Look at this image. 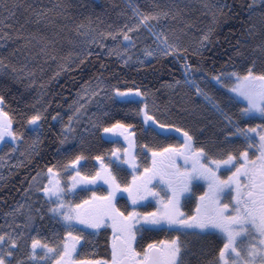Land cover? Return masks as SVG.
Here are the masks:
<instances>
[{"label":"snow or ice","instance_id":"6c2138e0","mask_svg":"<svg viewBox=\"0 0 264 264\" xmlns=\"http://www.w3.org/2000/svg\"><path fill=\"white\" fill-rule=\"evenodd\" d=\"M71 6L60 4L54 8L60 9L56 13L60 15ZM128 6L132 8L134 18L131 25L125 23L114 31L97 34L89 31L81 33L80 27H77L76 31L84 37L82 42L89 48L98 42L107 47L103 41L105 37H110L114 43L119 40L121 44L132 46L135 43L134 34L143 28L154 37L155 48L147 52L148 56L175 54L179 58L184 54L187 57L188 49L180 35L184 29L168 26L177 20L185 21V7L179 0L153 3L151 10L142 8L135 0H128ZM205 6L216 9L212 12L215 22L218 14L224 15L223 8L227 4ZM20 7L38 20L48 19L47 14L54 10L43 6L37 10L24 0H16L11 5L0 0V9L6 13L3 16L4 28H14V24L7 21L16 15L14 9ZM246 12L244 23L247 27L241 32L234 52L236 57L241 58V63L247 65L243 71H237L235 67L231 72L215 74L205 70V75L197 79L196 66L185 58V79H177L169 85L173 88L182 83L189 85L194 93V97L187 98L190 107L194 111L200 109L202 106L195 101L202 99L204 105L221 114L235 132L228 133L224 141H200L196 128L191 125L178 127L176 121L183 118L173 115L167 107L157 106L153 90L115 87L108 98L117 97L123 104L140 105L142 102V107L129 111L140 116L146 127L155 128L162 135L177 128L182 133L183 143L151 146L145 141L139 151L144 153L143 160L150 162L143 163L141 156L137 155L134 124L129 122L131 117L115 118L118 114L115 109L102 114L94 113L96 119L89 121L91 127L77 136L74 125L85 113V106L94 97L106 95L102 74L97 77L94 89L89 82H85L83 89L77 92V99L70 105L74 109L73 114L63 123L61 148L57 151L63 152L64 162L57 160L47 164L36 172L29 185V188L33 184L38 186L37 192L50 204L48 212L66 231L53 232L51 240L42 238L41 226L36 225L31 206L28 205L26 219H19L27 202L18 204L5 213V219L7 221L11 217L22 230L18 231L11 223L0 226V264H191L187 257L195 254L194 250L203 256L198 264H264V0H251L246 5ZM186 23L191 25V21ZM213 30L209 28L201 37L196 55L200 54ZM16 35L23 37V25ZM28 36L54 43L42 34L29 33ZM12 39L10 31H3L0 35V40L5 42ZM30 43L32 40L25 38V44ZM249 48L253 51L249 52ZM123 51L127 52V49ZM116 54L121 53L117 51ZM90 55L92 52L88 50L84 59ZM246 56L247 59H244ZM121 62L127 63V60L121 56ZM4 67L0 58V69ZM213 82L220 86L219 89L210 90L207 85ZM6 106V98L0 94V142L15 144L22 141L24 133L13 127L16 117L5 111ZM233 109L235 115L231 111ZM44 118L43 111L21 115V119L37 128L42 127ZM162 118L173 123H162ZM53 119L61 120V114L56 113ZM242 120L262 122L242 124ZM94 131L110 141H119L123 137L127 147L110 150V163L105 161L104 155H97L95 160L99 166L90 172L82 171L83 165L89 162V157L82 150L85 136ZM70 138L78 139L79 146L73 145L65 151L63 146ZM233 138L243 139L244 143L231 146L227 141ZM39 143L37 137L33 141V151ZM10 151H15V148ZM121 170L130 172V178L119 175ZM222 170L224 174H221ZM69 171L71 176L67 174ZM201 181L206 188L197 193V188L203 186ZM94 188L105 190L103 193L93 190L89 195L79 196L80 192ZM118 199L129 203L119 205ZM193 199L196 200L195 210L189 214L185 205ZM153 201L156 207L151 211L140 210ZM108 225L112 230L110 258L97 257L95 252L82 254L81 249ZM164 229L176 235L162 240L150 238V233ZM189 234L192 239H188ZM213 236L221 238L222 246L197 248L202 245L203 238ZM25 248L26 252L23 251Z\"/></svg>","mask_w":264,"mask_h":264},{"label":"trees","instance_id":"16d2710c","mask_svg":"<svg viewBox=\"0 0 264 264\" xmlns=\"http://www.w3.org/2000/svg\"><path fill=\"white\" fill-rule=\"evenodd\" d=\"M11 5L16 0H5ZM142 8L151 10L153 3H166L168 0H135ZM185 7V21L177 20L168 26L177 29H184L180 33L183 45L188 49V55L181 54L179 58L175 54L168 56H153L150 61L134 60L136 53L142 47L155 45L154 38L146 29H141L134 34L135 43L129 46L127 43L121 44L119 40L113 42L112 38L105 37L103 43L107 47L83 43L84 37L76 31L80 27V32L89 31L92 34L100 32L114 31L116 27L123 26L125 23L131 25L134 22L132 8L126 4V0H24L30 3L37 10L40 7L53 8V12L48 13V19L38 20L35 15L20 7L16 15L7 21L14 24V28L3 27V10L0 9V35L3 31H10L13 35L12 40H0V58L6 67L0 69V94L6 98L5 111L12 113L16 120L13 127L17 131H22L24 136L22 141L15 144L0 142V226L11 223L18 226L11 217L5 219V213L16 208L18 204H25L19 219H26L28 205L31 206L32 214L35 216L36 225L41 226V237L51 240L53 232H63L60 223L48 212L50 204L45 197L37 192V185L32 183V177L37 171L45 168L49 163L57 160L64 162L63 152L57 150L61 148L60 139L63 133V123L68 121V117L73 114V101L77 99V92L89 82L94 89L97 85V77L102 74L103 91L105 96H96L90 104L85 106V113H82L79 123L75 124L77 136L82 135L85 128L91 127L89 121H95V114L111 112L113 109L118 113L115 118L124 119L125 116L131 117L129 122L134 124L136 133L137 155L143 160L144 153L139 151L141 145L147 141L151 146H163L168 143H183L182 133L177 129L168 131L167 134H160L155 128L146 127L141 121L140 116L129 111V109L142 107L135 103L123 104L117 97L111 96L113 88L119 87H140L142 90L151 89L159 108L167 107L173 115L182 117L177 120L178 127L191 125L198 130L197 138L200 141L215 140L224 141L228 133L235 132L234 127L225 118L209 107L204 105L202 99L195 102L202 107L193 110L187 103L188 97H194L189 85L181 84L178 87H169L175 80L183 81L185 73L183 61L187 58L196 66L197 79L207 73L231 72L233 67L237 71H243L247 66L241 63V58L234 55L236 42L240 39L241 32L247 27L244 23L247 20L246 5L251 0H179ZM60 4H70L65 12L60 15L56 13L59 8H54ZM227 4L223 8L224 15H217L213 21L212 12L215 8L205 5ZM25 21H28L25 23ZM191 21V25H187ZM23 25V37L17 36V30ZM83 26V27H81ZM209 28L214 29L209 39L204 42L205 46L196 55V49L200 46L201 37L208 32ZM29 33L37 36L44 35L47 43L29 37ZM133 35V33H129ZM25 38L31 39L32 43L25 44ZM244 43V41H241ZM47 45V46H46ZM114 49V50H113ZM123 49H127L124 52ZM92 55L84 59L87 51ZM242 51L244 49H241ZM117 51L121 54L117 55ZM249 52L253 48L248 49ZM259 55L258 52L255 53ZM121 56L127 63L121 62ZM247 59V56L244 58ZM210 79V77H209ZM227 83V81H226ZM210 90L219 89V85L210 83L207 85ZM152 99H149L151 105ZM243 106V105H241ZM187 108L185 112L184 109ZM43 111L45 118L43 125L37 128L29 125L26 120L21 119V115L33 114ZM233 114L235 115L234 109ZM60 113L62 119L54 120L53 116ZM160 118V117H158ZM259 120H242V124L259 123ZM162 123H173L172 120L162 118ZM159 127V126H157ZM167 131V130H166ZM39 137L40 143L35 146L33 151V141ZM86 143L82 150L89 157V162L81 168L82 171H91L99 166L95 160L97 155H104L106 162H111L108 152L115 151L116 147H125L123 137L119 141L104 139L99 132H92L85 136ZM231 146H239L244 143L243 139L233 138L227 141ZM73 145L79 146L78 139H69L63 146L66 151ZM221 146H224L221 144ZM127 147V146H126ZM15 148V151L10 149ZM69 176L71 172L67 173ZM119 175L129 177L131 173L121 170ZM46 183V181L44 182ZM41 187L43 185H40ZM28 189V191H25ZM103 193L105 189L94 188L88 192H80L79 196L84 197L90 191ZM203 187L197 188V193ZM124 199H118L119 205H126ZM195 199L186 202L185 211L191 214L194 209ZM156 207L151 203L148 207L141 208V211H151ZM4 230H7L6 228ZM109 228H104L98 235L93 237L89 245L81 249L82 254L91 255L95 252L96 256H106L108 242L111 239ZM176 235L167 229L150 233L151 239L162 240ZM188 239H192L189 234ZM222 246V240L218 236L203 238L202 245L199 247L215 248ZM91 249L89 251L88 249ZM24 252L27 249H23ZM195 254L189 255L187 259L191 264H198L203 256L194 250ZM19 255V253H18Z\"/></svg>","mask_w":264,"mask_h":264},{"label":"rangeland","instance_id":"374dc122","mask_svg":"<svg viewBox=\"0 0 264 264\" xmlns=\"http://www.w3.org/2000/svg\"><path fill=\"white\" fill-rule=\"evenodd\" d=\"M126 4L128 5V0H126ZM154 38V37H153ZM155 48V45H151V46H145V47H142L140 50H139V52L138 53H136V56L134 57V60H136L137 62H139V61H150L151 59H152V57L153 56H148L147 55V52L148 51H150V50H153ZM233 130H235V129H233ZM126 146H127V143H126ZM125 146V147H126ZM124 148V147H123ZM250 151H251V149H250ZM221 174H224L223 173V170H222V172H221ZM71 175H72V173H71ZM70 175V176H71ZM201 185H203L202 187H203V190L206 188V184H204L203 183V181H201ZM202 190V191H203ZM128 203H129V201H127ZM152 203H154L155 205H156V202L155 201H153ZM196 206V200H195V204H194V207ZM141 210V209H140ZM194 210H195V208L193 209V212H194ZM105 227H109V231L111 232V234H112V230H111V227H110V225H108V226H105ZM111 238V237H110ZM109 243H111V239L109 240Z\"/></svg>","mask_w":264,"mask_h":264},{"label":"flooded vegetation","instance_id":"af4514ba","mask_svg":"<svg viewBox=\"0 0 264 264\" xmlns=\"http://www.w3.org/2000/svg\"><path fill=\"white\" fill-rule=\"evenodd\" d=\"M125 143H127V142L125 141ZM250 153H251V151H250ZM193 207H194V206H193ZM194 208H195V207H194ZM105 228H109V227H105ZM102 230H104V229H102ZM108 243H109V242H108ZM88 250L91 251L90 248H89ZM104 254H106V256H108V258H110V256H111V243L108 244V250H106V252H105Z\"/></svg>","mask_w":264,"mask_h":264}]
</instances>
